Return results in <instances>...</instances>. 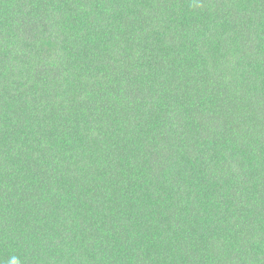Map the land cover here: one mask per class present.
Returning <instances> with one entry per match:
<instances>
[{"label":"trees","instance_id":"obj_1","mask_svg":"<svg viewBox=\"0 0 264 264\" xmlns=\"http://www.w3.org/2000/svg\"><path fill=\"white\" fill-rule=\"evenodd\" d=\"M264 264V0H0V264Z\"/></svg>","mask_w":264,"mask_h":264},{"label":"clouds","instance_id":"obj_2","mask_svg":"<svg viewBox=\"0 0 264 264\" xmlns=\"http://www.w3.org/2000/svg\"><path fill=\"white\" fill-rule=\"evenodd\" d=\"M9 264H23V261L19 257L13 256L11 257Z\"/></svg>","mask_w":264,"mask_h":264}]
</instances>
